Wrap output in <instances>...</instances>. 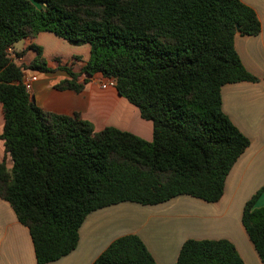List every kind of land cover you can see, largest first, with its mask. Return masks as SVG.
I'll use <instances>...</instances> for the list:
<instances>
[{
  "label": "trees",
  "instance_id": "1",
  "mask_svg": "<svg viewBox=\"0 0 264 264\" xmlns=\"http://www.w3.org/2000/svg\"><path fill=\"white\" fill-rule=\"evenodd\" d=\"M236 27L238 30L236 31ZM255 12L240 0H0V199L28 228L36 264L73 251L85 217L122 202L154 206L177 196L217 202L249 140L221 108L225 84L255 82L234 49L236 33L257 35ZM51 33L88 45L89 59L59 64L75 93L81 74L113 81L117 94L152 124L145 141L113 127L95 131L75 114L43 111L23 85L24 72L48 73L42 49L16 64L14 44ZM23 52L17 54L20 57ZM246 201L241 225L264 264V206ZM92 264H156L135 235L114 240ZM175 264H244L227 240L181 245Z\"/></svg>",
  "mask_w": 264,
  "mask_h": 264
},
{
  "label": "crops",
  "instance_id": "2",
  "mask_svg": "<svg viewBox=\"0 0 264 264\" xmlns=\"http://www.w3.org/2000/svg\"><path fill=\"white\" fill-rule=\"evenodd\" d=\"M250 7L260 23L257 35L236 33L234 49L244 69L255 82L225 84L220 89L221 108L230 122L249 140L248 147L238 157L224 181L223 194L214 203L189 196H177L154 206L122 202L89 213L78 230V242L66 256L47 264H92L117 238L137 236L156 264H175L184 241L227 240L233 244L244 264H262L242 225L244 204L262 189L255 207L264 206V0H240ZM61 40V41H58ZM64 40L51 33L40 32L9 49L16 64L27 65L35 56L28 46L37 45L47 66L54 71L24 72L33 78L30 97L45 112L75 114L89 122L95 131L113 127L129 132L145 141L152 139V124L143 120L138 110L120 97L107 80L98 75L81 74L77 83L87 82L75 93L54 88L69 76L59 70V64L77 56L82 62L89 59L88 45L73 51ZM46 45H57L58 50L46 54ZM18 46V47H17ZM61 49V50H59ZM23 52L20 57L17 54ZM3 113L0 105V133ZM11 167L0 140V162ZM0 264H36L28 228L15 217L10 205L0 199Z\"/></svg>",
  "mask_w": 264,
  "mask_h": 264
},
{
  "label": "rangeland",
  "instance_id": "3",
  "mask_svg": "<svg viewBox=\"0 0 264 264\" xmlns=\"http://www.w3.org/2000/svg\"><path fill=\"white\" fill-rule=\"evenodd\" d=\"M58 41H61V40H58ZM63 41V40H62ZM61 43H64V45H66V47H68L69 49H71V50H73V51H76V49H78L79 47H82V45H70V44H68V43H66V42H61ZM19 44V43H18ZM18 47V46H17ZM58 48H61V47H57V45L55 46V45H52V46H50V45H46V54L47 53H49V52H51L52 50H58ZM59 50H61V49H59ZM29 53V55L30 54H33V52L32 51H29L28 52ZM27 72V71H26Z\"/></svg>",
  "mask_w": 264,
  "mask_h": 264
},
{
  "label": "built area",
  "instance_id": "4",
  "mask_svg": "<svg viewBox=\"0 0 264 264\" xmlns=\"http://www.w3.org/2000/svg\"><path fill=\"white\" fill-rule=\"evenodd\" d=\"M8 54H9V50L7 51ZM33 78H30V77H26L23 79V85H24V88H25V91L29 94L30 93V90H31V82H32ZM108 84L110 86H113V81L111 80H107Z\"/></svg>",
  "mask_w": 264,
  "mask_h": 264
},
{
  "label": "water",
  "instance_id": "5",
  "mask_svg": "<svg viewBox=\"0 0 264 264\" xmlns=\"http://www.w3.org/2000/svg\"><path fill=\"white\" fill-rule=\"evenodd\" d=\"M238 30V27H236V31Z\"/></svg>",
  "mask_w": 264,
  "mask_h": 264
}]
</instances>
